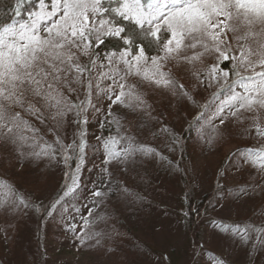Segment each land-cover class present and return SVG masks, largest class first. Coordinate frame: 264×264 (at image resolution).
Here are the masks:
<instances>
[{
  "label": "snow or ice",
  "instance_id": "obj_1",
  "mask_svg": "<svg viewBox=\"0 0 264 264\" xmlns=\"http://www.w3.org/2000/svg\"><path fill=\"white\" fill-rule=\"evenodd\" d=\"M27 3L32 4V10L26 18L0 25V138L12 144L34 146L35 136L28 133L35 134L39 129L25 116L43 122L44 112L51 111L50 118L59 126L68 113L75 112L79 117L77 123L86 125L88 119L84 114L89 108L95 113L101 111L93 103L94 95L97 103L107 98L130 108L145 104L134 91L137 86L127 84L128 77L136 76L158 87L175 86V78L163 71L162 62L168 61L194 65L203 63L207 56L214 57L216 63L211 66L210 78L223 79L234 86L210 119L218 118L224 124L226 107L235 109L232 116H237L240 110L264 109V0H35L34 4L33 0H27ZM24 4L25 0H17V16ZM109 39L120 42V47L102 55L97 50ZM144 40L154 46L156 56L148 54ZM228 60L234 62L231 75L238 77L234 81L229 79L228 71L220 68V63ZM105 80L111 83L101 87ZM72 95L79 103L71 99ZM110 109L111 105L107 115H112ZM256 127L264 135L259 125ZM86 135L81 127L79 143L73 140L68 145L57 136L56 144L65 153V163L70 159L69 151L83 159ZM119 139L102 141L108 157L105 163L127 160L137 153L152 154V150L131 144L117 151L114 145ZM51 148V144H46L40 152L31 154L54 158L55 153L48 151ZM246 156L264 167V152L250 149ZM71 179L72 185L66 186L64 196L79 187L75 174ZM0 186L15 193L4 181H0ZM92 195L100 197L104 193L94 190ZM21 206L28 207L22 196L0 199V208ZM238 234L241 239L246 238L243 232Z\"/></svg>",
  "mask_w": 264,
  "mask_h": 264
},
{
  "label": "trees",
  "instance_id": "obj_2",
  "mask_svg": "<svg viewBox=\"0 0 264 264\" xmlns=\"http://www.w3.org/2000/svg\"><path fill=\"white\" fill-rule=\"evenodd\" d=\"M34 3L35 0H33ZM16 8L17 0H0V25L10 24L13 21L21 20L22 17L26 18L29 11L32 10V4L25 0L20 16L16 15ZM143 44L150 56L157 55V50L148 40H144ZM118 47H120V42L109 39L97 51L103 55ZM221 64L228 69L230 80L238 79L231 75L234 64L232 60L223 61ZM240 71L244 74L243 69ZM165 72L171 73L175 78L176 85L160 86V88L162 87L167 92L177 91L180 98L188 101L182 100L181 102L185 104L181 103L179 107L181 109L189 107L187 111L189 125L183 129L181 135L171 138L168 130L159 129V127H165L170 121L167 114L159 113V111L162 112L160 108H163L161 102L156 106L146 102L149 110L148 116H151V125L158 130L159 135L158 140L155 141L158 145L145 144L144 147L139 145V148L148 149L151 147L152 154L150 155L137 153L127 160H112L110 163H105L108 157L101 144V138L99 140L93 138L94 135L85 128V125H79L77 123L79 117L75 115V112L68 113L59 126L57 121L50 118L51 111L44 112L43 122L25 116L39 129V132L35 134L28 133L29 136H35L33 147H20L18 144H12L0 138V181L6 182L7 185L15 189L13 194L7 187L0 186V199L22 196L28 204V207L0 208V264H5L7 261H10L9 264H68L63 253L50 247V244L54 242L76 244L86 252L97 253L98 257H102L100 260L104 259L106 264H140L144 262L143 259L146 255L142 253V250L146 251L148 246L135 233L136 228L134 229L123 219L122 213V211L132 210V207L137 223L144 225L143 221L149 212L148 203L144 204L137 200L134 189L137 186L135 182L144 176L143 162L165 165L166 172L173 175L170 174L171 177H177L175 174L178 171L179 174H184L182 175L185 177L184 182L187 184L188 179L190 184L188 167L190 160L193 159L189 157L192 148L200 149L198 151L203 152L208 143L224 148L228 139L235 138L237 125L256 115L264 118V109H256L254 112L240 110L237 116L231 115V111L235 109H227L223 113L225 123L220 124L218 118L210 119L212 112L216 111V106L226 98L229 88L234 85L225 82L223 87L210 92L209 98L203 103H199L191 89L195 81H191L192 75L188 69L182 70L179 75H175L170 70ZM104 82L111 81L105 80ZM180 85L183 87L181 88ZM79 95L80 100H83L82 91ZM71 99L79 103L75 95H72ZM93 103L98 108L101 106V100L97 103L95 95ZM191 112L192 115H189ZM98 114L89 108L84 115L88 119L89 116H98ZM81 127L87 133L85 137L87 146L83 153V159L80 158V154L69 151L67 155L70 156V159L65 163V153L56 144L57 136L65 145L71 144L73 140L79 143ZM257 132V127L249 128L248 136L241 139L238 148L236 147L225 154L223 165L230 173H234L236 170L243 171L247 167L252 169V162L246 156L247 152L250 149L258 151L264 148L261 141L254 143ZM28 143L33 144V141L29 140ZM161 143L164 144V149L160 146ZM46 144L52 145L48 151L55 153L54 158L52 156L37 158L31 154L40 152ZM167 147L171 151L167 152ZM198 155L194 157L195 164ZM14 160L21 163L18 171H14L9 166ZM167 160L169 162H165ZM80 164L81 170L77 176L79 187L70 195L64 196V192L67 191L66 186L72 185L71 176L76 174ZM106 166H113V169L110 170V167L107 169L108 174H105L104 171ZM58 170L64 175L61 177V184L57 185L52 194L48 193L49 196L43 203L37 202L29 195L30 192L36 195L50 190V182L54 181V174L55 172L58 174ZM252 172H254L253 169ZM99 175L106 176L109 184L113 185V191L109 193L116 196L115 201L111 194L109 197V193L100 197L92 195L93 191L97 190ZM238 194L236 186L229 187L226 191V196L231 198ZM57 200L60 202L56 203ZM205 201L207 198H202V202ZM53 205L55 206L53 207ZM200 207L198 202L195 207L190 209L189 214V232H191V240L195 247L192 255L196 257L203 254L205 258L209 259L216 255H213L212 251L204 247L199 240L200 223L203 221L202 218H205L202 215V221L200 220ZM249 226L248 229H244L246 238L242 242L253 248L257 241L264 240V236L263 233L255 234L252 228V226H256L255 224H249ZM260 226H264V223ZM19 238H21L20 241ZM139 245L142 246L141 249ZM5 248L8 250V257H6ZM191 259L192 257L187 259L188 264L194 263Z\"/></svg>",
  "mask_w": 264,
  "mask_h": 264
},
{
  "label": "rangeland",
  "instance_id": "obj_3",
  "mask_svg": "<svg viewBox=\"0 0 264 264\" xmlns=\"http://www.w3.org/2000/svg\"><path fill=\"white\" fill-rule=\"evenodd\" d=\"M162 63L164 64L163 71L170 70L175 75H179L185 69L191 72V81H195L191 89L199 103H203L209 98L210 92L220 89L221 85L225 83L223 79L213 81L210 78L211 66L216 63L213 56H207L203 63L196 62L194 65L183 61H180L178 65L176 61ZM221 63L220 68L228 71ZM193 73H198V75H193ZM109 83L111 82H104L101 87ZM127 84L137 86L134 91L141 96L143 101L155 106L161 102L163 108H160L162 112L159 111V113L167 114L170 121L165 127H159L160 130H168L171 138L182 134L183 129L189 125L187 118L189 107L183 109L179 107L181 103H184L181 102L184 98H180L177 91H164L162 87L147 81L142 82L136 76L128 77ZM125 91H127V87ZM109 105H111L112 115H107ZM99 108L101 111L98 116H89L85 128L94 135L93 138H101V144L105 139L123 137L114 145L115 150L119 151L129 144L138 148L139 145L144 147L145 144L158 145L155 143L159 138L158 130L151 125V116H148L149 110L146 103L130 108L123 104L112 103L105 98L101 100ZM227 109L226 107L225 110ZM189 115H192V112ZM102 122L103 127L101 126ZM256 125H259L260 130L264 131V118L249 117L246 122L237 125L235 138L228 139L224 148L211 143L204 147L203 152H199L200 149L192 148L189 157L193 159L190 160L188 167L190 184L187 178V184L184 182L185 177L182 176L184 174H179L178 171L175 174L177 177H171V173L166 172L165 165L143 162L144 176L135 182L137 186L134 189L136 199L141 203H148L149 212L143 221L144 225L137 223L132 207V210L122 211L123 219L134 229L136 228L135 233L148 246L146 251L142 250L146 257L140 264H188L190 257H192L193 264H221V262L222 264H264V240L257 241L251 248L242 242L243 239L238 234L244 233V229L250 227L249 224H255V227L252 226L255 234L263 233L264 236V226H260L264 223V167H261L259 163H252L254 172L250 167H247L243 171L236 170L234 173H230L223 165L225 154L236 147L238 148L241 139L248 136L249 128L256 127ZM260 141L264 144L263 135L261 137L257 132L254 143H260ZM160 146L165 148L162 143ZM148 150H152V148L148 147ZM169 151L171 150L167 147V152ZM261 151L264 152V148L257 152ZM195 155H198L196 164ZM165 162H169V160ZM9 166L14 171H18L21 163L14 160ZM109 167L110 170L113 169V166L105 168ZM80 170L81 164L76 170V176ZM63 176L62 172L58 170V174L56 172L54 174L53 183L50 182V190L36 195L30 192L29 195L37 202L43 203L49 194L56 190L57 185L61 184ZM98 178L97 190L104 194L113 191V185L109 184L106 176L99 175ZM232 186L237 187L239 194L231 198L226 196V191ZM110 194H108L109 197ZM111 197L113 201L116 200V196L113 194ZM205 197L207 201L203 203L202 198ZM198 202L201 206L199 217L201 221L203 219L200 223L199 240L204 247L212 251L213 255H216L209 259L205 258L203 254L196 257L192 255L195 247L191 240V232H189V214L190 209L195 207ZM202 215L205 218L201 219ZM139 246L141 249L142 246ZM50 247L63 253L68 264H106L104 259L100 260L102 257H98L97 253L86 252L76 244L54 242L50 244ZM5 254L6 257L9 256L6 248ZM9 262L7 261L5 264H9Z\"/></svg>",
  "mask_w": 264,
  "mask_h": 264
}]
</instances>
